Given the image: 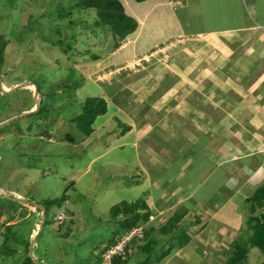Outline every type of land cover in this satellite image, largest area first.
<instances>
[{"label": "rangeland", "instance_id": "374dc122", "mask_svg": "<svg viewBox=\"0 0 264 264\" xmlns=\"http://www.w3.org/2000/svg\"><path fill=\"white\" fill-rule=\"evenodd\" d=\"M74 2L0 0V33L7 43L0 80L3 91L11 90L0 91V264H21L27 252L26 240L28 257L31 253L40 264H108L109 250L102 252V249L110 243L114 229L108 222L110 209L122 202L131 204L139 200L153 207L148 195H157L155 188L149 185V179L152 180L149 168L148 178L139 171L140 163H146L144 146L149 147V139L143 137L138 146L133 145L134 136L118 138L113 146L109 142L115 139V133L123 131L117 120L134 127L142 125L145 114L149 115V95L157 97L149 91L152 87L149 71L164 70L163 66L167 67L177 48H169L166 42L147 51L148 55L156 52L154 62L133 59L130 63L118 64L112 58L115 48L110 32L94 26V10L81 12L72 8ZM166 3L122 0L126 14L138 23L137 30L130 35L134 45L130 44L125 54H129L131 48L145 52L144 49L179 32L180 19L187 15V8L177 10L182 0L176 6L172 4L175 10ZM203 16L201 21L192 15L191 27L211 28L207 20L209 12ZM94 56L98 57L95 61ZM66 83L71 84L72 89L66 88ZM35 86L40 89L41 102L46 109L39 114L23 115L38 110L40 96L36 95ZM88 97L103 98L107 112L96 119L92 136L80 142L71 119L80 112L81 104ZM66 134L72 135L76 143L60 140ZM101 136L104 139L99 141ZM104 146L109 151L104 150ZM157 147L159 152H167L169 160L174 159L175 153L161 151V145ZM202 173L203 170H196L192 175ZM166 174L163 172L162 177ZM216 181L217 178L212 185ZM161 182L159 179L158 184ZM210 182L206 181L207 187ZM18 195L36 203L62 195L67 201L62 209L54 207L48 211L50 223L34 239L40 213L34 206H12L6 199L16 200ZM192 203V199L188 200L176 210L178 203L174 201L169 212L151 214L147 228L158 229L172 216L186 213L181 224L187 227L188 243L172 250L158 264H226L233 241L246 240L250 234L246 232L244 217L243 223L239 221L243 226L239 229L238 223H227L208 208L194 212ZM164 205L167 204L164 202ZM65 209L74 216L65 212L68 217L58 225L54 218ZM243 209L248 213L246 202ZM235 215L240 217L239 212ZM7 222L12 226L8 231ZM159 234L156 232V237ZM6 235L10 237L8 241ZM130 239L129 236L119 239L113 248L123 253ZM142 241L137 245H143L145 241ZM137 245L127 246V264H136L142 258ZM7 248L13 249V254H2ZM263 259L253 248L244 264H259Z\"/></svg>", "mask_w": 264, "mask_h": 264}, {"label": "crops", "instance_id": "0c3cea01", "mask_svg": "<svg viewBox=\"0 0 264 264\" xmlns=\"http://www.w3.org/2000/svg\"><path fill=\"white\" fill-rule=\"evenodd\" d=\"M152 1L172 6L173 0ZM186 8L178 33L145 52L131 48L125 54L134 45L129 36L114 51L113 60L126 64L133 59L154 62L156 52L148 55L147 51L166 42L169 48H177L164 70L149 71V91L157 97L149 95L146 122L139 127L123 122L129 130L115 133L109 144L134 136L133 145L138 146L143 137L149 139V147L144 146L146 163H140L139 171L148 178L149 168V185L157 192L148 195L151 214L169 212L174 201L178 210L192 199L194 212L208 208L241 229L246 199L264 184V0H182L177 10ZM205 12H209L211 28H192L189 18L194 15L202 21ZM157 145L161 151L175 153L174 159L159 152ZM196 170L203 173L192 175ZM163 172L168 174L162 177ZM206 181H212L208 187Z\"/></svg>", "mask_w": 264, "mask_h": 264}, {"label": "trees", "instance_id": "16d2710c", "mask_svg": "<svg viewBox=\"0 0 264 264\" xmlns=\"http://www.w3.org/2000/svg\"><path fill=\"white\" fill-rule=\"evenodd\" d=\"M74 5L72 8L79 9V11H89L94 10L95 19L94 26L101 27L108 30L114 40L115 50L119 48L121 43L125 41L132 33H134L138 28L137 21L126 14L122 0H74ZM135 2H144L149 0H134ZM70 15V14H69ZM68 16V15H67ZM6 41L3 35L0 33V67L4 64V52L6 48ZM94 61L98 57H93ZM66 88L72 89L71 84H65ZM37 92L40 96L38 101L37 114L46 109L44 104L41 102L42 95L40 94V89L37 86ZM80 112L72 117L75 125V130L79 134L80 142L85 141L87 138L91 137L94 133V124L98 117L104 116L107 112V104L103 98L100 97H88L84 99L80 107ZM34 112V113H36ZM33 115V114H32ZM118 126L123 129L122 133L129 130L128 125H124L119 120H117ZM48 137L49 135L46 134ZM60 140L68 142L69 144H75L76 139L70 135L66 134ZM78 141V142H79ZM137 184V183H136ZM1 196V195H0ZM2 198V197H0ZM5 199V198H4ZM8 199V198H6ZM23 203L36 207L39 216V222L42 219V213L44 215L43 223L41 229L50 223L48 221V211L51 208H58L59 210L63 208L67 201V197L62 195L58 199L44 200L40 203L33 202L32 200L20 199ZM12 206L19 205L17 201L8 200ZM35 204L38 205L35 206ZM247 211L245 212L244 225L247 227L246 232L248 235L246 240L236 239L233 241L231 250L229 252L226 264H244L249 251L256 248L264 256V184L260 185L253 195L246 199ZM23 208V207H22ZM41 208L44 209L42 212ZM73 217L74 214L65 209L63 213L66 217ZM184 215L176 214L169 218L164 224L158 229L153 227L147 228L149 218L151 213L149 207L144 200H139L133 203L122 202L119 205L113 206L109 211V219L112 225H114L113 232L111 233L110 243L102 249V252H106L113 248V246L118 244L119 239L122 240L127 234H129L134 229L141 228V234H136L130 239V242L123 248V253H116L110 257V264H127L129 257L127 256V246L130 244H138L140 241H145L143 245H137V249L143 254L136 264H158L164 260L174 249H180L184 247L188 241L189 237L186 233L187 227L182 226L181 220ZM198 219V218H197ZM52 220V219H51ZM66 220V218H65ZM55 221V218H54ZM72 222V221H71ZM12 226H6V230H10ZM39 234L36 238L39 237ZM156 232L160 233L156 237ZM8 235V234H7ZM5 236L7 241L10 238ZM4 239V242L5 240ZM142 241V242H143ZM26 255L21 261V264H37L38 261L30 254L28 257V247L29 243L26 240ZM1 249V248H0ZM11 250V251H8ZM13 249L6 250L5 256L13 254ZM37 262V263H36ZM40 264V263H39ZM264 264V259L261 263Z\"/></svg>", "mask_w": 264, "mask_h": 264}, {"label": "built area", "instance_id": "2783aa9c", "mask_svg": "<svg viewBox=\"0 0 264 264\" xmlns=\"http://www.w3.org/2000/svg\"><path fill=\"white\" fill-rule=\"evenodd\" d=\"M179 3V1H172L171 4H175V6ZM65 220V214L63 213H59L56 217H55V222L60 225L61 222H63ZM136 234H141V229H134L133 231H131L129 234H127L123 239L127 238L128 236L130 238H132L133 236H135ZM117 253L116 250L114 248L110 249L108 251V254L106 256V259L108 260V264H110V257Z\"/></svg>", "mask_w": 264, "mask_h": 264}, {"label": "water", "instance_id": "95a60500", "mask_svg": "<svg viewBox=\"0 0 264 264\" xmlns=\"http://www.w3.org/2000/svg\"><path fill=\"white\" fill-rule=\"evenodd\" d=\"M13 89V88H12ZM17 89V87H15L14 89H13V91L14 90H16ZM0 91H2V93H8V92H11V90H8V91H3V88H2V86H1V80H0ZM35 93H36V95H38V92H37V87L35 86ZM37 104H38V102H37ZM39 105V104H38ZM37 108H38V106H37ZM37 108H36V110H37ZM34 112H36V111H31V112H28V113H25V114H23V115H27L28 116V114H30V113H34ZM23 115H21V116H23ZM20 116V117H21ZM17 119H19V118H17ZM1 126V125H0ZM8 199H10V200H12V201H17V202H23V201H21V200H19V199H13V198H8ZM35 206H37L38 207V205L37 204H35ZM41 210H42V212L44 211V209L43 208H41ZM43 218H44V215H43V213H42V219H41V221H40V225H39V229H38V232H37V234L35 235V238L34 239H36V236L38 235V233H39V231L41 230V227H42V223H43ZM31 247V246H30ZM37 263V262H36ZM37 264H39V263H37Z\"/></svg>", "mask_w": 264, "mask_h": 264}, {"label": "clouds", "instance_id": "9594fccd", "mask_svg": "<svg viewBox=\"0 0 264 264\" xmlns=\"http://www.w3.org/2000/svg\"><path fill=\"white\" fill-rule=\"evenodd\" d=\"M173 1H179V0H173ZM17 199L20 200L21 198H18V197H17ZM9 200H10V199H9ZM11 201H12V200H11ZM18 203L21 204V205L26 204V203H23V202H18ZM27 205H28V204H27ZM58 214H59V213H58ZM58 214H57V215H58ZM57 215H56V216H57ZM56 216H55V217H56ZM65 217H66V215H65ZM39 225H40V222H39ZM38 229H39V227H38ZM140 229H141V228H140ZM40 231H41V230H40ZM38 234H39V233H38ZM29 252H30V249H29ZM117 253H118V252H117ZM30 254H31V253H30ZM115 254H116V253H115ZM38 263H39V262H38Z\"/></svg>", "mask_w": 264, "mask_h": 264}]
</instances>
